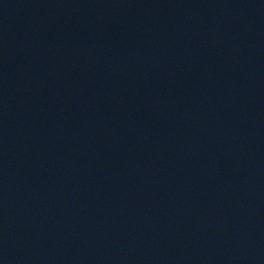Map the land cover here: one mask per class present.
I'll use <instances>...</instances> for the list:
<instances>
[{"label":"water","instance_id":"1","mask_svg":"<svg viewBox=\"0 0 264 264\" xmlns=\"http://www.w3.org/2000/svg\"><path fill=\"white\" fill-rule=\"evenodd\" d=\"M0 264H264V0H0Z\"/></svg>","mask_w":264,"mask_h":264}]
</instances>
